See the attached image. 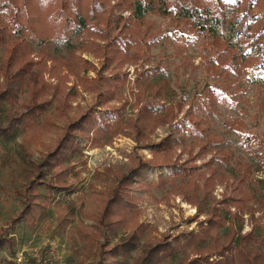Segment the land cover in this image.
Returning <instances> with one entry per match:
<instances>
[{
	"label": "rangeland",
	"instance_id": "rangeland-1",
	"mask_svg": "<svg viewBox=\"0 0 264 264\" xmlns=\"http://www.w3.org/2000/svg\"><path fill=\"white\" fill-rule=\"evenodd\" d=\"M119 1L112 0L109 5L107 18L111 21L90 22L81 41L78 34H69L68 37L77 42L75 53L53 37L46 45H33L32 59L40 63L34 71L42 69L41 78L48 87L46 99L51 100L52 106L33 128L20 124L14 139L0 142V228L9 231L16 243V255L9 257L7 253H0V264H32L33 259L40 264H93L103 255L101 247L106 243L105 235L110 238L104 248L107 251L122 237L145 226L139 248L129 257L132 264L150 242L157 243L166 235L174 238L198 231L211 205L210 199L204 200L206 193L212 191L205 186L208 177L214 171L217 175L230 176L212 185V196L221 201L225 194H230L232 185H236V178L243 172L240 165L244 163L251 164L252 170L243 190L255 198L252 203L260 206L258 201L264 196V157L259 158L264 156V85L253 83L243 64H238L231 56H222L221 41L213 45L210 37L205 36L189 43L180 38L173 14L163 16L157 11L140 21L132 9L120 8ZM126 27L141 33L145 51L135 63L109 61L110 45L120 48L129 39L131 32ZM178 28L185 29V25L180 24ZM155 36L160 37V42L152 41L149 45L148 41ZM3 51L0 50V58ZM153 70L157 72L147 83L141 76ZM99 72L107 78H116L119 73L127 76L121 88L115 85L110 89L115 93L114 100L101 107L97 105L100 91L83 85L84 81L91 83L98 79ZM160 79L166 80L173 92V97L166 102L177 107L180 101L183 104L177 109L176 119L157 128L151 140L159 143L174 134L172 160L184 163L195 158L193 165L198 169L191 185L185 184L190 178L182 184L180 176L172 177L170 169H143L131 191L135 198L132 219L117 228L119 235L114 237L100 222L113 184L119 174L141 160L156 161L151 149L139 147L131 129H126L111 142L105 139L104 145L80 141L83 154L72 159L71 193L51 196L48 209L41 213L36 226L25 224L21 219L23 193L34 179L33 164L41 163L57 148L66 127L91 109L100 119L120 107L125 108L124 119L135 117L143 105L138 101L148 95L143 96V89L149 83L156 85ZM0 84L1 88L5 86L2 74ZM29 101L30 90L25 88L13 104L4 105L7 111L22 115L31 108ZM198 119L206 130V135L200 137L190 127V121ZM39 191L45 201L48 189L42 186ZM72 200L79 203L77 222L70 227L74 242L58 225L59 216L62 212L65 214V207ZM192 200H198V208L190 202ZM198 209H202L203 214L193 220ZM260 216V212L256 213L257 218ZM244 219L243 234H246L253 226L250 215L246 214ZM239 225L234 221V226ZM225 232L227 230L220 231ZM105 258L112 260L109 255ZM181 258L183 255L166 264H176Z\"/></svg>",
	"mask_w": 264,
	"mask_h": 264
},
{
	"label": "trees",
	"instance_id": "trees-1",
	"mask_svg": "<svg viewBox=\"0 0 264 264\" xmlns=\"http://www.w3.org/2000/svg\"><path fill=\"white\" fill-rule=\"evenodd\" d=\"M111 1L0 0V50H4L0 58V74L3 75L5 84L3 88L0 84V142L8 143L14 139L20 124L27 129L33 128L52 106L51 100L46 99L48 87L42 81V69L34 71L40 63L32 59L33 45H46L53 37L75 53L77 42L72 41L69 34H78L81 41L90 22L111 21L107 18ZM118 6L132 9L133 15L140 21L157 11L163 16L173 14L172 19L178 27L180 24L185 25V29H176L180 38L191 43L207 36L213 45L221 41L224 46L222 56H231L232 60L243 64L248 78L255 84L264 85V0H120ZM126 29L131 32L129 39L120 48L110 45L107 55L109 61H118L119 64L135 63L142 57L145 45L141 33L136 29L131 31L129 27ZM160 40V37L155 36L148 44ZM156 72L147 71L141 77L148 83ZM99 74L98 79L91 82L93 85L89 81H84L83 85L87 89L100 91L97 105L101 107L114 100L115 93L110 89L115 85L121 88L126 83L127 76L119 73L116 78H107L101 75L102 72ZM155 84L149 83L143 89V96L148 95L138 101L143 102V105L135 117L124 119L125 108L120 107L110 116L100 119L91 109L66 127L57 148L44 161L33 164L31 172L34 179L29 181L23 193L21 219L25 224L36 226L41 213L48 209L51 196L71 193L72 159L83 154L80 141L104 145L105 139L108 138L111 142L126 129H131L132 137L139 147L151 149L156 161L141 160L129 167L127 172L119 174V179L113 184L111 197L101 212L100 222L114 237L119 235L117 228L128 224L132 219L131 209L135 205V198L131 196V191L138 183V176L143 169L167 168L172 177H181L182 184L190 178L185 184L191 185L198 167L193 165L194 157L184 163L172 160L170 155L174 134L168 135L159 143L151 140L157 128L176 119L177 109L180 110L183 104L180 101L177 107L166 102L167 98L173 97L166 80L160 79ZM25 88L30 90L31 108L22 115L7 111L4 104H13ZM202 126L200 119L190 121L193 133L199 137L206 135ZM207 138L209 139L208 135ZM262 155L259 158L264 157ZM240 167L243 172L236 178V185H232L230 194H225L221 201H216L212 196V185L216 180L223 181L230 176L217 175V171H214L206 180L205 186L211 187L212 191L206 193L204 200L210 199L211 205L207 218L201 221L198 231L185 232L174 238L166 235L157 243L150 242L133 259L132 264H166L176 261L182 255L183 258L176 264H264V196L258 201L259 207L252 203L255 198L243 190L250 178L252 165L244 163ZM42 186L48 189L45 201H42L39 191ZM190 202L197 208L200 205L198 200ZM66 206L65 214L62 212L59 216L58 225L74 242L75 235L70 227L77 222L79 203L72 200ZM258 212L261 216L257 218ZM202 214V209H198L193 220L199 219ZM246 214L250 215L249 221L253 227L250 232L243 234ZM234 221L240 223L239 227L234 226ZM145 230V226H139L137 231L122 237L117 245L107 251L104 248L110 238L105 235L106 243L101 247L103 255L93 264H130L129 257L139 248L140 237ZM222 230L227 232L220 233ZM15 246V240L9 231H2L0 228V253L14 257ZM106 255L112 260L105 258ZM32 264L40 263L33 259Z\"/></svg>",
	"mask_w": 264,
	"mask_h": 264
}]
</instances>
